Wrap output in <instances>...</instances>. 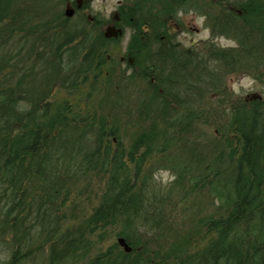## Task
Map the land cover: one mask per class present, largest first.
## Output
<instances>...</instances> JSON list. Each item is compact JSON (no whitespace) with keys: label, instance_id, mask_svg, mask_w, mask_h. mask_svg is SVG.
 Masks as SVG:
<instances>
[{"label":"trees","instance_id":"trees-1","mask_svg":"<svg viewBox=\"0 0 264 264\" xmlns=\"http://www.w3.org/2000/svg\"><path fill=\"white\" fill-rule=\"evenodd\" d=\"M51 1L0 0V264H264V100L233 110L211 139L193 133L228 75L264 67V0H123L115 37L76 3L74 31ZM190 14L210 41L179 44ZM102 84L113 109L135 117L130 144L117 118L52 100L57 87ZM151 164L171 170L175 188L156 185ZM86 180L101 183L97 205L70 222L71 201L94 195ZM202 192L214 213L182 217ZM193 222L195 239L182 233Z\"/></svg>","mask_w":264,"mask_h":264},{"label":"rangeland","instance_id":"rangeland-1","mask_svg":"<svg viewBox=\"0 0 264 264\" xmlns=\"http://www.w3.org/2000/svg\"><path fill=\"white\" fill-rule=\"evenodd\" d=\"M123 0H52L50 5L62 11L66 16V12L69 9H72L73 15L68 17L71 19V27L77 28L74 31H78L82 24L81 18L77 15V7L73 4L76 3L77 6L85 5L88 8L85 10L88 20L92 21L95 18L101 21V28L105 36L115 37L117 35V30L115 29L114 22L118 18V8L121 5ZM182 22L184 24V29L181 31L178 30V39L180 43L186 47H191L199 45L203 42H208L212 39V34L209 29L205 27V19L194 14L185 15L182 17ZM88 30V29H87ZM176 30V29H175ZM128 37V36H127ZM127 40H125L126 42ZM125 42L123 43V49H125ZM215 43L222 48H231L235 47L236 43L227 38H217ZM116 59H120V56L117 52H114ZM120 67L118 71H110L109 76L115 81V77L119 75ZM104 84L97 86H88L82 88L79 93L74 95H67L65 90L61 87H57L54 90L52 100L56 105L61 104L62 102L68 101L73 103L80 104L81 108L97 111L99 114L107 117L109 120L117 118L118 121L124 126V137L126 142L129 144L135 139L136 131L138 127L132 123L134 120L129 115H126L123 111H115L112 107V104L108 103L105 95ZM264 100V67L260 68L259 71H249L247 73H234L230 74L226 78V87L225 91L217 96H210L200 107L203 110V119L197 120L196 132H193L195 135L203 136L207 139H211V135L214 132L219 131L222 125L230 118V114L233 110H239L246 103V107L249 106L252 101H263ZM201 116V113L199 117ZM111 118V119H110ZM136 121V120H134ZM149 125L145 123L144 126ZM132 126V127H129ZM148 127V126H147ZM194 137V136H193ZM184 140H182V146L185 140H192V136L189 134H184ZM176 149V148H175ZM185 160V158H183ZM150 165V164H149ZM151 171L148 170L146 173L149 175V178H152L155 181L156 185H161L162 187L175 188L174 182L176 181V176L171 170L159 169L152 166ZM160 167V165H159ZM150 172V173H149ZM86 185H91L89 187L90 191L94 194L90 200L84 198H78L72 200L70 205L67 207V215L70 222L75 221L74 218H81L83 216L89 215L92 213V210L97 205V199L95 196L100 193L99 186L101 183L97 180H86L84 181ZM84 182L80 183L79 188L83 185ZM79 191V190H77ZM180 190L175 193V197L179 194ZM180 195V194H179ZM75 196V195H74ZM73 196V198H75ZM179 199V197H178ZM197 208V210L195 209ZM184 209L185 212H183ZM217 209V205L213 204L212 200L208 197L205 192L200 194V197H191L189 204H182V208L179 209V213H182V217H186L190 220V216L197 214L199 211L203 216H208L211 213H214ZM187 221V219H185ZM198 225L194 222L190 225L185 224L186 231H182L184 236L195 239L198 237ZM179 233V232H178ZM181 233V235H182ZM116 242V238L110 236L108 242L104 245V249ZM206 238L199 237L198 242L194 241V244L203 249L207 244ZM7 253L0 248V262L6 260ZM40 257L35 258L33 261L28 264H42ZM47 264V263H46Z\"/></svg>","mask_w":264,"mask_h":264},{"label":"water","instance_id":"water-1","mask_svg":"<svg viewBox=\"0 0 264 264\" xmlns=\"http://www.w3.org/2000/svg\"><path fill=\"white\" fill-rule=\"evenodd\" d=\"M73 10L72 9H69L67 12H66V16L67 17H71L73 15ZM118 244L126 251V252H130L131 251V248L130 246L126 243V241L123 239V238H119L118 239Z\"/></svg>","mask_w":264,"mask_h":264},{"label":"flooded vegetation","instance_id":"flooded-vegetation-1","mask_svg":"<svg viewBox=\"0 0 264 264\" xmlns=\"http://www.w3.org/2000/svg\"><path fill=\"white\" fill-rule=\"evenodd\" d=\"M121 4H122V3H121ZM92 21H95V19H94V20H92ZM178 30H180V31H181V30H182V28H181V27H179V26H177V27H176V31H175L174 33H176L177 37L179 36V34H178V33H179V32H178ZM178 40H179V39H178ZM178 42H179V44H181V43H180V41H178ZM181 45H182V44H181ZM126 47H127V41L125 42V48H126ZM121 60H122V62H123V63L125 62V59H124V57H123Z\"/></svg>","mask_w":264,"mask_h":264}]
</instances>
